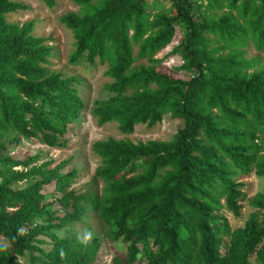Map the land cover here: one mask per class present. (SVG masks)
Wrapping results in <instances>:
<instances>
[{"label": "trees", "instance_id": "16d2710c", "mask_svg": "<svg viewBox=\"0 0 264 264\" xmlns=\"http://www.w3.org/2000/svg\"><path fill=\"white\" fill-rule=\"evenodd\" d=\"M169 2L171 17L149 13L145 0H74L79 11L60 18L75 42L68 63H98L112 79L110 98L93 110L97 125L114 122L130 135L166 115L182 120L169 141L94 142L99 194L70 189L68 161L52 167L13 154L20 139L65 148L82 102L74 77L47 68L51 50L32 35L33 23L6 21L25 6L0 0V264H94L98 238L56 234L87 212L105 226L110 264H264V215L232 230L220 213L239 215L238 177L264 176V66L244 50L264 53V0ZM178 23L184 38L155 58ZM171 55L181 64L162 67ZM142 59L147 65L133 66ZM252 205L264 210V191Z\"/></svg>", "mask_w": 264, "mask_h": 264}, {"label": "rangeland", "instance_id": "374dc122", "mask_svg": "<svg viewBox=\"0 0 264 264\" xmlns=\"http://www.w3.org/2000/svg\"><path fill=\"white\" fill-rule=\"evenodd\" d=\"M9 1L22 4L26 9L7 14L5 16L6 21L17 25L28 22L33 23L32 35L36 38L46 39L45 44L51 50L47 68L62 77H74L77 81L75 86L82 102L78 118L69 126L64 136L67 145L65 148L50 149L36 139H20L19 145L13 150V154H36L40 157L38 163L51 160L53 161L52 167L68 161L66 170H72L75 174L70 189L77 193L97 191L100 194L102 183L93 181L95 169L99 165V159L94 156L91 150L94 142L107 138L128 139L133 143L149 140L169 141L176 130L182 126L181 119H173L169 115L164 116L162 121L153 127L137 125L130 135H121L117 124L114 122L102 126L97 125L93 110L98 102L110 98L106 85L111 83L112 79L104 74L106 66L98 63L93 66L85 62H80L76 66L68 63L69 56L75 49V42L71 32L60 23V18L67 13H77L79 7L74 3V0H55V5L52 8L45 6L40 0ZM145 1L149 6L147 10L149 13L155 14L163 11L167 17H171L169 0ZM193 1L196 4L203 3L204 5L206 3V0ZM201 11H205L204 8ZM227 11L229 10L223 9L214 13L219 16ZM206 13L210 15L213 12L207 11ZM231 13L235 16L234 12L231 11ZM176 26V34L172 42L160 51L155 58L162 59L184 38L187 32L185 24L178 23ZM244 50L247 59L258 56L261 59V65L264 66V53H259L252 45ZM136 52L137 48L134 47V54ZM223 52L226 53L227 50ZM180 64V57L171 55L162 60L161 66L172 69ZM139 65H147V62L145 59L138 60L133 66ZM179 75L181 78L186 77L181 73ZM259 142L264 144V136ZM237 181L243 185L240 189L243 196L238 202L240 205L239 215H233L226 208L220 212L227 219L232 230L242 229L252 214L256 215L258 220H261L264 215V210H258L252 205L254 198L264 191V176L252 172L247 176L238 177ZM60 212L57 211L58 214ZM56 234L60 237L74 238L85 243H91L94 238H98L101 247L98 259L94 264H110L113 254L106 240V229L94 213H85L79 221L65 227ZM44 239L47 241L46 238ZM44 248L49 250L51 246L44 245ZM221 252L223 253L224 250H221Z\"/></svg>", "mask_w": 264, "mask_h": 264}]
</instances>
